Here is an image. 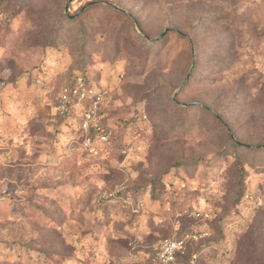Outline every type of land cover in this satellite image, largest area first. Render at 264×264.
<instances>
[{
  "label": "rangeland",
  "instance_id": "374dc122",
  "mask_svg": "<svg viewBox=\"0 0 264 264\" xmlns=\"http://www.w3.org/2000/svg\"><path fill=\"white\" fill-rule=\"evenodd\" d=\"M166 238L264 264V0H0V264Z\"/></svg>",
  "mask_w": 264,
  "mask_h": 264
},
{
  "label": "built area",
  "instance_id": "2783aa9c",
  "mask_svg": "<svg viewBox=\"0 0 264 264\" xmlns=\"http://www.w3.org/2000/svg\"><path fill=\"white\" fill-rule=\"evenodd\" d=\"M83 85L81 77H78V85ZM74 93H78V90L74 88ZM63 97L66 99L67 95ZM100 141H107L109 139V133L102 131L99 134ZM88 142H91V138L88 137ZM184 249V241L175 238H166L160 242L156 249V259L159 264H175L177 261V255Z\"/></svg>",
  "mask_w": 264,
  "mask_h": 264
},
{
  "label": "trees",
  "instance_id": "16d2710c",
  "mask_svg": "<svg viewBox=\"0 0 264 264\" xmlns=\"http://www.w3.org/2000/svg\"><path fill=\"white\" fill-rule=\"evenodd\" d=\"M64 16H65L66 19H69V20H70V19H71V20L74 19L72 16L68 15L67 13H65ZM167 33H168V32H166L165 34L167 35ZM139 37L142 38L143 36H142L141 34H139ZM81 75L84 76V78H85V75H84V73H83L82 71H80V72L75 76V78L77 79V77H78V76H81ZM188 78H189L188 81H190V80H191V76L188 75ZM76 79H75V80H76ZM73 85H74V84H73ZM183 105H184V106H182V108H183V109H188V110L194 107V105H192V104H188V103H187L186 105H185V104H183ZM100 133H101V132L99 131V129H98V128H95V129H92L91 136L93 137V135H95V134H98V136H99ZM91 136H90V138H91ZM99 142H100V143H104V144H106V145H108V146H109V145L112 146V144H113V141H111V140H107V141H100V140H99ZM90 146L93 147V146H95V145L91 144ZM113 146H114V145H113ZM253 149H254V150H260L261 148H258V147H257V148H253ZM178 256H179V254L177 255V258H178Z\"/></svg>",
  "mask_w": 264,
  "mask_h": 264
},
{
  "label": "water",
  "instance_id": "95a60500",
  "mask_svg": "<svg viewBox=\"0 0 264 264\" xmlns=\"http://www.w3.org/2000/svg\"><path fill=\"white\" fill-rule=\"evenodd\" d=\"M188 78V77H187Z\"/></svg>",
  "mask_w": 264,
  "mask_h": 264
}]
</instances>
